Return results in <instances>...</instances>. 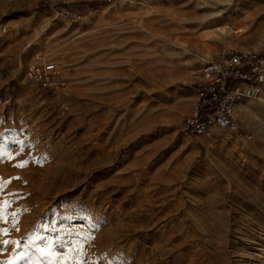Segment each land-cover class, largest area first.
I'll list each match as a JSON object with an SVG mask.
<instances>
[{
	"label": "rangeland",
	"instance_id": "374dc122",
	"mask_svg": "<svg viewBox=\"0 0 264 264\" xmlns=\"http://www.w3.org/2000/svg\"><path fill=\"white\" fill-rule=\"evenodd\" d=\"M224 47L264 52V0H0V227L55 254L0 261L264 264V96L239 101V134L184 127L190 72ZM40 51L67 94L25 79Z\"/></svg>",
	"mask_w": 264,
	"mask_h": 264
},
{
	"label": "built area",
	"instance_id": "2783aa9c",
	"mask_svg": "<svg viewBox=\"0 0 264 264\" xmlns=\"http://www.w3.org/2000/svg\"><path fill=\"white\" fill-rule=\"evenodd\" d=\"M62 68L60 62L48 54L36 52L25 79L49 95H65L69 80ZM190 73V83L186 84L195 91L198 100L194 112L185 121L186 131L211 134L219 128L239 134V101L264 96V52L258 48L224 47L216 58L193 68Z\"/></svg>",
	"mask_w": 264,
	"mask_h": 264
},
{
	"label": "snow or ice",
	"instance_id": "6c2138e0",
	"mask_svg": "<svg viewBox=\"0 0 264 264\" xmlns=\"http://www.w3.org/2000/svg\"><path fill=\"white\" fill-rule=\"evenodd\" d=\"M2 136V134H0ZM16 144L20 145V150L19 152L16 153L17 157H19L23 152H24V146L23 142L21 141H16ZM5 153L2 151V146H0V158H4ZM9 159H11V156H8ZM29 161L27 160H22L19 163H15L14 167L17 168H26L29 165ZM14 179H20L19 177H16ZM9 183L8 181H0V191ZM11 204V201L7 200H0V223L6 221V207ZM13 216H16V213H12ZM13 226H15L16 221L13 220ZM41 227H47V226H42V225H37L36 228L40 229ZM19 231V229H16ZM9 230L6 228L0 227V254L6 252L10 247L15 246V249H20V248H31L34 249L35 251H38L41 256L44 259H50L52 258L55 254L52 252V248L54 246V242L50 239H46L45 237H37L34 238L33 235H28L23 240H12V239H5L4 237L8 234ZM35 239H39L42 243L47 245L45 249L39 248L36 243ZM55 245H58L60 247H63L61 242L59 240L55 241ZM14 249V250H15ZM76 254L77 255H83V252L81 249L77 248L76 249ZM68 255L72 256V253H69ZM27 254L25 252H18L17 256L12 259L8 260L7 262L0 261V264H14L15 259H26ZM55 259L59 261L60 259H63V254H60L58 256H55ZM70 264H77L75 256H72V260Z\"/></svg>",
	"mask_w": 264,
	"mask_h": 264
},
{
	"label": "crops",
	"instance_id": "0c3cea01",
	"mask_svg": "<svg viewBox=\"0 0 264 264\" xmlns=\"http://www.w3.org/2000/svg\"><path fill=\"white\" fill-rule=\"evenodd\" d=\"M196 104H197V101H196ZM201 135L208 136V137H212V134H201Z\"/></svg>",
	"mask_w": 264,
	"mask_h": 264
}]
</instances>
